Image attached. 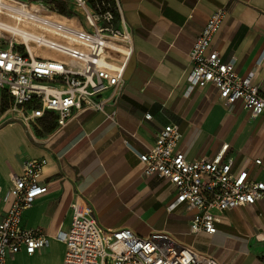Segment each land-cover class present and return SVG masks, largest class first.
I'll list each match as a JSON object with an SVG mask.
<instances>
[{"label": "crops", "instance_id": "1", "mask_svg": "<svg viewBox=\"0 0 264 264\" xmlns=\"http://www.w3.org/2000/svg\"><path fill=\"white\" fill-rule=\"evenodd\" d=\"M119 3L131 37L132 54L124 70L122 92L114 105L108 106L105 113L76 114L63 128L56 127L52 115L29 130L19 123L0 120L2 193L10 177L21 174L25 161L46 160L39 181L47 191L24 211L21 225L25 229H41L48 247L31 256L20 252L7 259L6 264L37 262L54 251L58 255L56 264H62L65 246L55 238L68 229L74 202L90 211L92 219L104 230L129 229L143 238L166 233L181 244L172 233L155 224L161 214L181 212L166 211L174 200L173 188L155 176L143 177L138 161V156L153 146L156 134L167 125L177 126L181 135L177 149L187 161L212 158L222 146H227L224 159L233 162V170L247 171L252 180L264 183V126H259L264 116L251 118L240 103L226 108L212 85L190 88L187 82L192 44L208 18L222 10L224 19L209 50L231 62L237 76L249 77L260 92L264 91V0ZM107 115H112L113 120ZM146 115L150 120H145ZM255 160L260 161L259 166L254 165ZM119 206L137 219L149 215L143 220L150 227L147 234L105 219L110 210ZM184 219L185 234L189 235V218ZM218 219L213 236L198 234L195 244L184 242V247L217 264H263L264 254L253 255L248 249L211 254L197 243L219 235L233 238L240 246L251 240L263 244L260 238L264 236V202L225 211Z\"/></svg>", "mask_w": 264, "mask_h": 264}, {"label": "built area", "instance_id": "2", "mask_svg": "<svg viewBox=\"0 0 264 264\" xmlns=\"http://www.w3.org/2000/svg\"><path fill=\"white\" fill-rule=\"evenodd\" d=\"M0 1L1 15L25 32L24 38L0 30V120L29 130L52 115L56 127L63 128L76 114L105 113L116 103L132 54L119 0ZM54 4L73 7V24L58 21ZM223 19L222 10L214 12L195 38L188 85H212L226 108L240 103L251 118L264 116V91L249 77L237 76L231 62L209 50ZM180 138L177 126H164L138 161L143 177L155 176L173 188L174 200L166 211L187 215L189 235L213 236L219 214L264 202V183L252 180L247 171H234L233 162L224 159L227 146L212 158L187 161L177 149ZM45 165V159L25 161L5 192L0 189V264L20 252L31 256L48 247L41 229L21 225L24 211L47 191L39 181ZM70 209L68 229L55 238L65 246L62 264H217L166 233L143 238L129 229L104 230L77 202ZM260 242L264 244V236Z\"/></svg>", "mask_w": 264, "mask_h": 264}, {"label": "rangeland", "instance_id": "3", "mask_svg": "<svg viewBox=\"0 0 264 264\" xmlns=\"http://www.w3.org/2000/svg\"><path fill=\"white\" fill-rule=\"evenodd\" d=\"M60 9L64 11V14L60 15L64 17L65 19H71L72 17H77L76 15L72 14L71 10L74 11L72 6H69L68 8L63 6V4H60ZM2 21L9 20L4 15H1L0 17ZM63 18L58 19L61 23L64 24H73L72 21L65 20ZM259 126H264V119L259 122ZM143 215V214H142ZM148 216H140L139 219L136 217H132L128 214V211L124 209L122 206H119L117 208H114L113 210H110L108 215H106L105 219L111 223H115L117 225H129L133 228H135L139 233L141 234H147L150 227L143 222V220L146 221ZM187 217V215L182 214L179 211L174 212L173 214L166 215L161 214L160 217L156 220V228H163L166 231L172 233L177 240L181 241V244L184 246L185 243H191L193 242L195 244V236L187 235L185 234L187 232V229L185 227L184 218ZM151 224V222H150ZM200 243H197V245H200L203 249H206L208 253L211 254H219L225 252V249H238V250H247L252 253L253 255H260L264 254V244H258L254 240H251L250 243L247 244L241 243V246L234 242L233 238H220L219 235L214 240H208V239H201ZM245 246H244V245ZM248 247V248H247ZM58 260L57 252L54 251L44 259H41L37 262L31 261V260H25L20 261L15 264H56ZM264 263V260H263Z\"/></svg>", "mask_w": 264, "mask_h": 264}, {"label": "bare ground", "instance_id": "4", "mask_svg": "<svg viewBox=\"0 0 264 264\" xmlns=\"http://www.w3.org/2000/svg\"><path fill=\"white\" fill-rule=\"evenodd\" d=\"M0 3H1V1H0ZM2 6L0 4V9H1ZM1 12L2 11L0 10V17H1ZM23 29L24 28H22L20 26L12 24V21H10V20L2 21V19L0 18V30L1 31L19 34V36H23L24 37V33L25 32H24Z\"/></svg>", "mask_w": 264, "mask_h": 264}, {"label": "trees", "instance_id": "5", "mask_svg": "<svg viewBox=\"0 0 264 264\" xmlns=\"http://www.w3.org/2000/svg\"><path fill=\"white\" fill-rule=\"evenodd\" d=\"M54 6L58 9L60 15L64 14V11L60 9V4H54Z\"/></svg>", "mask_w": 264, "mask_h": 264}]
</instances>
